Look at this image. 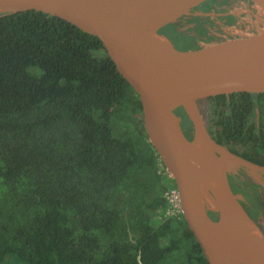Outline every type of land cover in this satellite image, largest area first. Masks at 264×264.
Segmentation results:
<instances>
[{
    "label": "trees",
    "instance_id": "1",
    "mask_svg": "<svg viewBox=\"0 0 264 264\" xmlns=\"http://www.w3.org/2000/svg\"><path fill=\"white\" fill-rule=\"evenodd\" d=\"M140 115L98 38L39 10L0 14V264H206L182 214H166L174 180Z\"/></svg>",
    "mask_w": 264,
    "mask_h": 264
},
{
    "label": "water",
    "instance_id": "2",
    "mask_svg": "<svg viewBox=\"0 0 264 264\" xmlns=\"http://www.w3.org/2000/svg\"><path fill=\"white\" fill-rule=\"evenodd\" d=\"M208 1L0 0V14L39 10L98 38L117 72L138 96L144 132L174 180L180 212L206 264H264V239L255 237L233 244L228 232V224L238 211L256 223L241 206L245 198L232 190L227 173L236 171L237 166L250 170L259 167L210 136L200 107V102L205 105L206 99L216 95L264 92V0H255L263 16L256 31L178 43H171L158 33ZM148 32L162 36L165 43L143 38ZM193 64L215 68L220 74L206 86L191 72ZM178 109L191 123V139L200 142L205 164L214 170L215 182L221 189L218 210L202 200L192 187L199 182L202 171L188 156L185 145L191 139L183 132ZM210 211L218 214L216 219Z\"/></svg>",
    "mask_w": 264,
    "mask_h": 264
},
{
    "label": "flooded vegetation",
    "instance_id": "3",
    "mask_svg": "<svg viewBox=\"0 0 264 264\" xmlns=\"http://www.w3.org/2000/svg\"><path fill=\"white\" fill-rule=\"evenodd\" d=\"M236 2L239 3L242 0H210L195 8L189 16H195L196 13L200 15L205 14L211 19L216 17V15L224 16L221 21H215L222 32L218 33L219 30H217V32H214L215 34L200 36L196 34L194 36L184 34L187 37L186 40L208 36H221L237 32L234 29H238V26L233 22L241 18V16L245 17L244 14L247 12L241 10L242 12L238 13L236 7L238 3ZM229 17L231 18L229 19ZM254 21L253 19L250 20L251 28L249 31H256L257 26H260L257 14ZM177 31L180 32L178 29ZM223 95L226 100L219 104V109H214L216 106L215 100H211V97L206 99L207 104L206 108L202 111V116L206 123L207 131L213 139L215 130L219 129L217 123L223 120L228 121L232 134L228 136L229 144L222 145L259 167L255 170H250L237 166L236 171L227 173V178L232 190L243 194L245 201L241 203L246 208L245 211L247 214L254 220L260 230L264 231V107H262V105L264 106V95L261 97L256 95V93H250L248 96H243V100L238 101H235V99H239L235 92ZM182 129L185 136L191 139V135L187 132L188 128H184L182 125ZM238 138H243L244 141L241 142ZM255 179L260 180L261 183L255 182Z\"/></svg>",
    "mask_w": 264,
    "mask_h": 264
},
{
    "label": "bare ground",
    "instance_id": "4",
    "mask_svg": "<svg viewBox=\"0 0 264 264\" xmlns=\"http://www.w3.org/2000/svg\"><path fill=\"white\" fill-rule=\"evenodd\" d=\"M142 37L151 41L165 43L164 38L154 32L145 33ZM190 70L206 86L213 84L220 74V70L197 64L191 65ZM185 147L191 162L202 171L199 182L192 184L193 189L202 200H207L213 209L218 210L221 205L219 199L221 189L215 182L213 168L207 166L203 160V149L200 142L197 139H191L186 143ZM228 232L229 239L233 244L243 243L255 237L264 239L258 227L241 211H238L236 216L230 220Z\"/></svg>",
    "mask_w": 264,
    "mask_h": 264
},
{
    "label": "rangeland",
    "instance_id": "5",
    "mask_svg": "<svg viewBox=\"0 0 264 264\" xmlns=\"http://www.w3.org/2000/svg\"><path fill=\"white\" fill-rule=\"evenodd\" d=\"M238 3V2H236ZM218 5V4H217ZM214 6V5H212ZM219 6V5H218ZM215 7V6H214ZM237 7V12H241L242 10H245L247 13H245V17L239 18L238 20L236 19L233 23L237 24L238 29H235L234 31H249L250 27V20L253 19L256 16V14L258 13V7L256 4L255 0H242V2H239L238 5H236ZM239 10V11H238ZM224 16L221 15H216V17H213L212 19L208 16L204 15H200L199 13H196L195 16H183L181 18H179L175 23L174 26L180 31V33L182 34H191L194 36V34H196L197 36L200 35H208V34H215L214 32H222L221 29L218 27V25L216 24V20L221 21L223 19ZM245 24V25H244ZM247 24V26H246ZM169 41V40H168ZM182 42V41H181ZM207 101L205 100V105L204 102H200L201 104V110L203 111L206 108V103ZM178 114L181 115L182 117V125L188 128L187 132H189V134L191 135V138H193V132H192V126L191 123L188 121L187 116L185 115V113L183 111H177ZM166 170V169H165ZM255 182L257 183H261L260 180L255 179ZM241 206L244 208V210H246V208L242 205ZM169 213V215L172 213V211L167 212ZM166 213V214H167ZM210 215L212 218L216 219L218 214L216 212H212L210 211ZM257 220V219H256ZM262 234L264 235V231H262Z\"/></svg>",
    "mask_w": 264,
    "mask_h": 264
},
{
    "label": "built area",
    "instance_id": "6",
    "mask_svg": "<svg viewBox=\"0 0 264 264\" xmlns=\"http://www.w3.org/2000/svg\"><path fill=\"white\" fill-rule=\"evenodd\" d=\"M257 19L260 23V26L262 25V19L263 16L258 12L257 13ZM164 197L167 200V209L166 213L169 211H172L170 215H179L180 212V202H179V196L176 187L169 188L165 193ZM169 214V213H167Z\"/></svg>",
    "mask_w": 264,
    "mask_h": 264
}]
</instances>
